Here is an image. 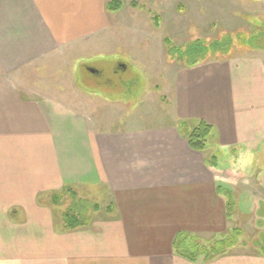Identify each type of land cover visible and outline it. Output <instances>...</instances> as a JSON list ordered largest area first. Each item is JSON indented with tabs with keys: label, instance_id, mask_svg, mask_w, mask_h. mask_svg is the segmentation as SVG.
Masks as SVG:
<instances>
[{
	"label": "crops",
	"instance_id": "crops-1",
	"mask_svg": "<svg viewBox=\"0 0 264 264\" xmlns=\"http://www.w3.org/2000/svg\"><path fill=\"white\" fill-rule=\"evenodd\" d=\"M107 2L0 0V264H264L251 242L210 261L174 250L179 233L205 242L229 231L230 183L264 190V168L242 166L264 148V51L182 64L170 74V117L147 119L146 112L105 131L98 125H112L111 104L75 84L80 102L67 104V91L54 87L47 69L83 44L110 50L113 38L102 37L114 29ZM200 120L215 134L204 151L190 148L179 131L180 121ZM213 152L218 169L242 174L212 170L206 157ZM91 183L106 197L84 225L63 229L52 195L71 189L78 202ZM233 195L234 215L264 231V195Z\"/></svg>",
	"mask_w": 264,
	"mask_h": 264
},
{
	"label": "rangeland",
	"instance_id": "rangeland-1",
	"mask_svg": "<svg viewBox=\"0 0 264 264\" xmlns=\"http://www.w3.org/2000/svg\"><path fill=\"white\" fill-rule=\"evenodd\" d=\"M121 1L123 5L119 10H105L106 17L114 27L111 31L108 30L109 34L106 32L102 34L103 38H113L108 44L110 50L100 48L98 45L93 48L90 44H83L82 48L73 49L68 53L66 62L60 63L59 60L57 62L55 60L54 64L51 62L50 69H47L54 87H61L67 91V104L80 102L81 98L73 92L75 86L95 93L96 96L98 95L111 104L109 108H112L110 112V124L112 125L107 126L106 123L98 125V128L105 131L123 129L136 118L144 117L146 112L147 119L169 115L170 109H167L169 103H166V98L170 96V74L184 66L177 63L178 67H176L175 61H170L166 57L162 44L164 35L169 36L175 44L183 46L186 49L185 53L193 55L197 48L202 49V46L208 45L221 32L252 31L255 28L252 20L261 19L264 16V0ZM154 15L159 16L157 26L153 20ZM124 24L127 27H123ZM232 51V55L245 53L243 49L236 47H233ZM247 51L250 52V50ZM219 58L220 56L215 59ZM121 65H125V68L121 69ZM91 70H98L100 73H94ZM55 72L58 73L55 74ZM145 104H147V109L144 108ZM92 112L94 111L89 110L87 117L95 119L97 113L95 112L94 116ZM100 112L102 111L98 110L101 115ZM87 117L84 125L89 131L91 126L88 124ZM196 123L197 121L190 122L189 126L192 127ZM66 132L74 133L70 127L66 129ZM79 137L75 144H81L82 135ZM214 137L215 134L210 133L207 138V147L215 144ZM257 152L260 154L259 158L252 160L251 156L245 157L242 166H248L247 169L249 167L264 168V148H257ZM229 156V160L234 159L233 155ZM235 163L233 166L236 165ZM246 172L248 175L253 173L252 171L249 173V170ZM259 176L261 177L262 174ZM227 177L235 176L227 175ZM234 179L228 181L231 182ZM240 186L241 184L238 183L236 186L230 183L226 189L233 201L228 210L230 220H233L232 227L237 226L242 229L240 243L260 245L258 241L263 229L258 231L255 222L243 220V213L234 215L236 205L233 192L239 194L248 190L264 195V190L258 192L255 188L240 189ZM105 197L104 188L94 183L88 184L78 192L79 203L75 198L64 199L57 207L58 213L59 210L63 212L67 207L78 203L84 208L85 215H92L94 204L101 202V199ZM84 198L87 202L82 201ZM247 207V202H245L244 211H247ZM257 249L263 250L264 248Z\"/></svg>",
	"mask_w": 264,
	"mask_h": 264
},
{
	"label": "trees",
	"instance_id": "trees-1",
	"mask_svg": "<svg viewBox=\"0 0 264 264\" xmlns=\"http://www.w3.org/2000/svg\"><path fill=\"white\" fill-rule=\"evenodd\" d=\"M122 5L121 0H110L106 3V9L109 11H117ZM153 20L157 26L159 16L154 15ZM252 21L255 26L252 31H238L237 33L221 32L220 35L217 38L212 39L208 45L202 46V49L197 48L196 53L193 55L185 53L186 49L183 48V46L175 44L169 36L164 35L162 38V44L164 46L166 57H168L170 61L174 60L175 62L185 64L186 66H192L210 58L214 59L218 56H220V58L222 56H232L233 47L241 48L243 51H264V16L261 17V19H253ZM230 49L231 52H229ZM179 131L180 134L186 138L190 148L197 151H204L207 148V138L212 132V127L210 124L202 120L198 121L192 127L189 126L188 122L180 121ZM218 159V153L213 152L206 157V163L212 170L223 172L226 175L234 176L236 174H242L239 171H235L233 168H226L224 170L218 169ZM227 193L228 192H226V195ZM67 195L72 199L75 196V192L71 189H64L62 192L52 195V200L54 203L60 204L61 200L67 198ZM229 195L230 193L227 195L228 210L231 205L230 203L233 202ZM78 203H74L69 208L67 207V209H65L59 216L63 229H75L88 222V217L84 215V208ZM94 209H97V203L94 204ZM257 223L259 224V222ZM261 233L262 235L258 241L260 245H256L264 248V231ZM240 237H242V229L237 226L231 227L226 234L211 238L205 242L200 241L192 235L179 233L174 240V250L178 255L189 261H196L198 259L210 261L228 253L233 246L240 243ZM259 251L264 253V249Z\"/></svg>",
	"mask_w": 264,
	"mask_h": 264
},
{
	"label": "water",
	"instance_id": "water-1",
	"mask_svg": "<svg viewBox=\"0 0 264 264\" xmlns=\"http://www.w3.org/2000/svg\"><path fill=\"white\" fill-rule=\"evenodd\" d=\"M91 72H94L93 70H91Z\"/></svg>",
	"mask_w": 264,
	"mask_h": 264
}]
</instances>
